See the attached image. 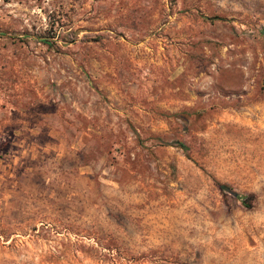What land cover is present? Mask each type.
<instances>
[{
	"label": "rangeland",
	"instance_id": "374dc122",
	"mask_svg": "<svg viewBox=\"0 0 264 264\" xmlns=\"http://www.w3.org/2000/svg\"><path fill=\"white\" fill-rule=\"evenodd\" d=\"M0 264H264V0H0Z\"/></svg>",
	"mask_w": 264,
	"mask_h": 264
},
{
	"label": "trees",
	"instance_id": "16d2710c",
	"mask_svg": "<svg viewBox=\"0 0 264 264\" xmlns=\"http://www.w3.org/2000/svg\"><path fill=\"white\" fill-rule=\"evenodd\" d=\"M42 41H44L45 43H47V42H48V41H47V40H45V39H43ZM233 195H234L235 197H237V198H240V199L242 200V197L238 196L237 194L233 193Z\"/></svg>",
	"mask_w": 264,
	"mask_h": 264
}]
</instances>
